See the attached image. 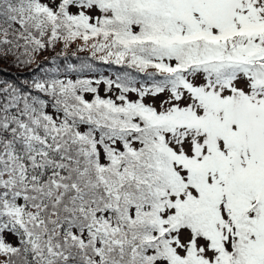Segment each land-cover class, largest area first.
<instances>
[{
  "label": "snow or ice",
  "instance_id": "6c2138e0",
  "mask_svg": "<svg viewBox=\"0 0 264 264\" xmlns=\"http://www.w3.org/2000/svg\"><path fill=\"white\" fill-rule=\"evenodd\" d=\"M73 45L124 71L0 78V264H264V0H0V63Z\"/></svg>",
  "mask_w": 264,
  "mask_h": 264
},
{
  "label": "trees",
  "instance_id": "16d2710c",
  "mask_svg": "<svg viewBox=\"0 0 264 264\" xmlns=\"http://www.w3.org/2000/svg\"><path fill=\"white\" fill-rule=\"evenodd\" d=\"M61 49L57 48L59 52ZM75 53V54H73ZM56 53L48 52L45 53L40 59L45 60L46 57H55ZM90 65L85 67L84 65ZM72 66V67H70ZM56 75L62 78L67 76L69 78H101V77H112L114 78L117 74L122 73L124 70L116 65L103 64L98 60H92L90 53L88 52H77L76 45L68 50L67 56H60L56 59L54 64L45 62L41 69H36L33 66L31 69H22L12 67L6 63H0V78L11 79L22 81L25 79H31L34 75L41 74L44 70H57Z\"/></svg>",
  "mask_w": 264,
  "mask_h": 264
}]
</instances>
